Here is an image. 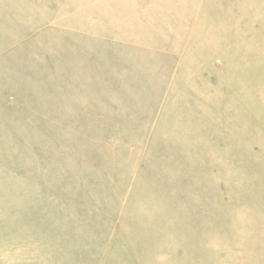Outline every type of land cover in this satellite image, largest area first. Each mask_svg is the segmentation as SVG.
I'll use <instances>...</instances> for the list:
<instances>
[{
	"label": "rangeland",
	"instance_id": "1",
	"mask_svg": "<svg viewBox=\"0 0 264 264\" xmlns=\"http://www.w3.org/2000/svg\"><path fill=\"white\" fill-rule=\"evenodd\" d=\"M0 264H264V0H0Z\"/></svg>",
	"mask_w": 264,
	"mask_h": 264
}]
</instances>
